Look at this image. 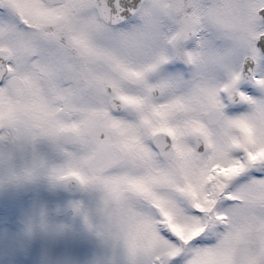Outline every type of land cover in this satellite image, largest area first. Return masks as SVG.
<instances>
[{
	"label": "snow or ice",
	"instance_id": "snow-or-ice-1",
	"mask_svg": "<svg viewBox=\"0 0 264 264\" xmlns=\"http://www.w3.org/2000/svg\"><path fill=\"white\" fill-rule=\"evenodd\" d=\"M0 148L29 157L18 179L127 185L156 243L122 245L98 206L89 224L125 264L225 239L264 264V0H0Z\"/></svg>",
	"mask_w": 264,
	"mask_h": 264
},
{
	"label": "rangeland",
	"instance_id": "rangeland-1",
	"mask_svg": "<svg viewBox=\"0 0 264 264\" xmlns=\"http://www.w3.org/2000/svg\"><path fill=\"white\" fill-rule=\"evenodd\" d=\"M40 151L46 152V146L41 144ZM0 153L7 149L0 148ZM28 162L25 154L0 156V264H125L123 250L101 240L89 227L97 222L96 206L114 217L115 234H125L128 243L144 249L156 243L142 202L130 195L127 185L97 180L92 189L76 183L67 191L68 180L53 181L44 174L18 179ZM221 171L227 174L231 169ZM152 186L151 182H137L133 187L138 193L150 194ZM181 191L195 199L202 194L200 180L186 182ZM68 206L72 207L69 215ZM168 219L181 239L188 240L199 231H186L172 224L170 216ZM236 255V241L225 239L216 249L198 255L195 264H233Z\"/></svg>",
	"mask_w": 264,
	"mask_h": 264
},
{
	"label": "clouds",
	"instance_id": "clouds-1",
	"mask_svg": "<svg viewBox=\"0 0 264 264\" xmlns=\"http://www.w3.org/2000/svg\"><path fill=\"white\" fill-rule=\"evenodd\" d=\"M118 237L122 245L128 244V240L125 234L121 233Z\"/></svg>",
	"mask_w": 264,
	"mask_h": 264
},
{
	"label": "water",
	"instance_id": "water-1",
	"mask_svg": "<svg viewBox=\"0 0 264 264\" xmlns=\"http://www.w3.org/2000/svg\"><path fill=\"white\" fill-rule=\"evenodd\" d=\"M70 185L72 186V185H73V183L71 182V183H70Z\"/></svg>",
	"mask_w": 264,
	"mask_h": 264
}]
</instances>
